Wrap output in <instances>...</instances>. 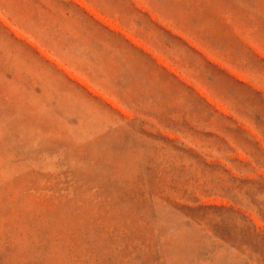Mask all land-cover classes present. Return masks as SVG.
Wrapping results in <instances>:
<instances>
[{"label":"rangeland","instance_id":"1","mask_svg":"<svg viewBox=\"0 0 264 264\" xmlns=\"http://www.w3.org/2000/svg\"><path fill=\"white\" fill-rule=\"evenodd\" d=\"M0 264H264V0H0Z\"/></svg>","mask_w":264,"mask_h":264}]
</instances>
